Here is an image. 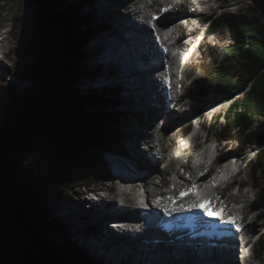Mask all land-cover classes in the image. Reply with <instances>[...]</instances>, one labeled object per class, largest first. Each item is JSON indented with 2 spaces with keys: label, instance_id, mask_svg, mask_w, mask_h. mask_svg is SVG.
Listing matches in <instances>:
<instances>
[{
  "label": "trees",
  "instance_id": "trees-1",
  "mask_svg": "<svg viewBox=\"0 0 264 264\" xmlns=\"http://www.w3.org/2000/svg\"><path fill=\"white\" fill-rule=\"evenodd\" d=\"M39 1L41 64L33 71L25 65L28 52L23 51L15 70L34 82L22 93H30L34 109L26 106L21 112L7 106L0 121V264H117L92 261L71 237L69 223L53 208L56 196H61L68 206H75L73 216L86 220V208L74 199V188L108 180L111 171L100 151H124L127 126L123 114L114 111L116 99L74 93L73 84L82 73L78 57L89 13L81 15L69 7L59 10L53 1ZM257 6L260 17L239 8L222 11L209 21L210 33L218 23L226 25L228 50L219 62L205 48L210 63L204 62L205 76L190 90L197 106L225 94L226 110L216 114L207 129L218 142H231L228 148L233 154L262 146L252 164L255 182V175L264 172V0ZM21 16L15 27L19 38L27 24ZM258 184V205L263 207L264 185ZM85 232L102 236L93 228ZM116 245V261L131 264L120 250L122 245Z\"/></svg>",
  "mask_w": 264,
  "mask_h": 264
},
{
  "label": "rangeland",
  "instance_id": "rangeland-1",
  "mask_svg": "<svg viewBox=\"0 0 264 264\" xmlns=\"http://www.w3.org/2000/svg\"><path fill=\"white\" fill-rule=\"evenodd\" d=\"M232 1L233 0H217V1L215 0V2L213 3H216V2H217L216 4H218V2L222 3L219 7V9L220 8L222 9L221 11L233 10L234 6H237L238 9L240 8L246 13H254L258 17H260L259 7L257 6L258 4L257 2L249 3V2L239 0L237 3H231ZM26 2H28V0ZM183 3L186 5H190L189 0H184ZM198 3L199 2H197V4ZM250 4L255 6L253 10L250 9L249 7ZM128 7L131 8V5H129ZM161 8L162 6L160 4L158 7H156L155 9L151 11L158 12L159 9ZM193 8L194 6L191 5L190 10L193 11ZM17 9H18L19 15H23V17L29 18L28 16L29 10L27 9V4L25 6V0H8L7 3L6 1L3 0L0 3V28L6 24V22L4 21L6 17H10L11 15H13L14 17L16 16ZM88 10L92 12L96 11L102 17L104 18L107 17L110 20V23L112 24L114 30H116V34H112L111 37L113 39H110V40H113V41L115 40L118 46L111 47L110 42L106 40L105 33H104V37L99 40L101 41L100 45L101 47H106L105 45L108 44L107 46L110 52H114V53L117 52V53H120V55H123L124 65L131 67L130 66L132 64L131 59H129V57H126L124 53L127 54V50H128L127 45L131 44L132 41L136 43L141 41L144 44V49L147 51V60H149L151 64L154 65L158 63L157 62L158 59H161V56L159 55V52H158L159 46H157L156 44L154 45L153 41L151 40L153 38L151 36L152 31L149 32L148 28L145 25H143L142 23H139V20H142L141 16H138L137 14H134L133 12L131 13L130 11L131 9H128L127 7L123 6V0H97L96 3H94L93 5H88ZM15 11L16 13H14ZM200 14H203V12L193 11L191 14H189L191 21L186 22L187 24L186 28L188 32H189V29L193 27V25L197 26L196 19L197 21H199V23H201L202 18H197L198 15ZM144 22L146 21L144 20ZM203 26L204 24L199 25V28L196 31L197 36H200L201 28ZM142 31L147 32L145 39L138 37L139 32H142ZM186 34L190 35L189 33H186ZM149 36H150V39H149ZM13 37L14 39L10 41V45L12 46L11 47L12 49L9 54H6L5 59H3L5 61L4 63L6 65V69L10 71H13L15 67V62L17 59L20 58V54H21L19 50L21 43H19L15 47V44L18 41L19 36L17 35V33H14ZM228 42H229V37L226 31V25L223 22H220L214 27L213 32L206 34V36L204 37L201 43L200 49L198 50L196 56L194 57L192 63L189 66L190 77L192 78L201 77L202 78L205 76L204 62L205 61L207 63L209 62V60L206 59L204 56V51H206L205 50L206 47H209L210 50H212L213 55L215 56L216 60L221 62L223 59V54L226 53L228 50L227 49ZM175 50H178V49H175ZM228 61L229 63H231L232 60L229 59ZM135 64H137V62H135ZM143 64L144 62H142V65ZM143 66H145V64ZM163 67L160 66V69H163ZM205 69H207L206 66H205ZM153 70H155V68ZM8 79H11V81H8ZM8 79L7 77H0V85L3 84V82H7V83L10 82L9 83L10 86H17L20 83V80L17 78L9 77ZM143 80H146L148 82V86L150 85L149 86L150 98L140 103L141 105H146L148 110L150 109V106L152 107L155 105L156 108L154 107L153 109L151 108V112L149 114H147L148 112L144 110H139L135 114L134 119H130V121L127 123V126L129 127L127 128V133L129 135V138L126 141L127 148L124 150L125 156L118 155L119 157H113L112 159L114 161H118L119 166L123 165L122 163H125V162L128 163V165H130V167H132L133 170L134 168L138 167V164L140 167L142 165L140 162H142L143 164H146L149 166V171L151 172L150 174L155 173L158 175L159 165H160L161 160L154 163L153 157L150 153L151 151L150 144L153 145V141L156 140V138L154 137H159V136L162 137L164 146L169 149L171 147V143H173V145L176 146L177 141H175L173 138H176L178 133H181L189 126H192L193 123L195 124L194 125L195 128H198L197 124L198 122H200V123H203V127L205 128V130H201L200 132V137L203 138L204 136H206V130L209 125V121L210 120L213 121L214 116L217 113L225 111L227 107V103L222 102L224 101V97H225V94H222V96H218L216 98V99H219L218 100L220 101L219 104L215 102L216 100H212L208 103H204V104L197 106L196 103L192 99V93L190 89L187 90V93L185 94V96H181L178 98L174 97L175 99H173V101H170L169 103L168 101L165 100V94L161 92L160 90L161 86L159 82H157V80L156 81L153 79L148 80L146 78H144ZM129 81L130 82L127 84V86H129V90L136 89L137 87L136 82H134V80L132 81V79L131 80L129 79ZM137 83H139L140 85L139 80H137ZM107 88L108 87L100 88L102 89L100 91H104ZM17 92L21 94V96H24L22 95V93L24 92H19V91ZM2 95H0V97ZM127 96L130 98L132 97V95L131 96L129 95L128 91H127ZM7 103L8 102H5L3 99L0 101V121L5 116V112H6L5 110H6V107L8 106ZM33 104H35V102L33 100V97L29 93L28 95L24 97H17L14 103L11 104V106L14 107L15 109H19L21 112H24L26 110L24 109L26 106H29V108L34 109ZM128 104L130 105L129 102H126V105L123 108L124 111L127 110ZM154 111L156 112L158 111L159 115L154 117V115L152 114ZM189 118H193L192 119L193 121L191 123H186V124L184 123L183 125L182 122H184L185 120ZM181 124L183 126L178 127V125H181ZM36 126L38 127V129H40L38 123L36 124ZM253 127H254V124L251 125V128ZM38 132L41 134L40 130H38ZM209 136L211 138V142H212L211 144L216 145L215 136L212 135V133L210 132H209ZM194 143H195L194 148L190 147L189 152H192L194 154V157L196 158L199 155H203L204 151L202 149L203 147H202V144H200V142L195 141ZM230 144L231 142H228L227 145L225 143H220L217 147L218 151L223 150L224 153L230 151V149L228 148ZM249 147L244 148L243 152H246V150ZM208 153L212 155V153L209 150H208ZM213 153L215 152L213 151ZM111 154L112 153L107 154V157L110 158ZM231 154L232 153L229 152V155ZM255 155L252 156L253 161L251 162V167H250V163H248V166H246L243 169L244 172L242 171L237 177L238 181L239 180L245 181V183L248 185L250 189L249 192L244 191L242 195H246L248 197V199L251 201L250 202L251 206H249V208H245L242 206L243 209L247 211L248 210L250 211L251 209L250 207L254 209L251 211L249 218L246 220V223L247 221L248 222L250 221V218L256 219V215H258V213H261L262 215L261 216L262 218L259 219L256 224H253L248 227V231H250L252 228L259 231L264 227V209H256L254 206V203L252 202V200H254V196L257 195V193H259L258 189L256 187L253 188V185H252L254 183L252 179V175H253L252 164L255 161L254 159ZM118 158L120 160H118ZM183 160H184V163L188 162L187 158H183ZM198 163L199 162H197L196 164ZM189 164L194 167L196 166L195 163L189 162ZM239 165H241V162L239 163ZM141 171L142 170L137 172L139 176L149 175L148 171H144V172H141ZM261 173L262 172L257 173L255 175V178L258 179V182H262L264 185V179L260 180ZM167 177H168V173L163 171L162 178L165 179ZM159 179L160 178H156L150 181V187L152 190H155L154 183H159ZM112 181H115V178L112 179L111 181L103 182L102 184H95L92 187L81 186V187L74 188L75 190L74 199L86 208V212H87L85 214L86 220L84 221H80L75 216H73V211L75 209V206L73 205L68 206L69 203L67 202V200L65 198H62L61 196L60 197L56 196L55 205H54L53 210L55 213L63 217V220L67 223V225L69 223V227L71 228V231H72V232L70 231L71 237L74 238L75 240H78L80 244L84 246L88 254L94 259V261L99 260L100 262L106 261V262H116L117 264H122L121 261H119L118 259L116 261L115 259L117 256V251H119L118 246L117 245L114 246L115 242H118L119 244L122 245L120 250L122 251V248L124 249V251H122L124 256H127V257L130 256L131 258L138 257L136 256V253L134 251L136 242H138L136 239L137 235L130 237L129 233L125 234L123 231H121L117 227V224L121 221V219L125 217L124 220H127L133 214L131 215H129L130 213L125 214L123 212L124 210H122V208H120V206L117 203L96 204V203H92L90 200L96 196L93 190L100 188V187H104V185L111 186L112 184H114L115 188L119 192L122 186H120L119 183H114ZM167 183H168V180L163 181L159 185L160 187H158V190H162L163 186L166 185ZM114 193L117 195V192L115 189H114ZM118 196L119 195H117V198ZM153 200H154V197L150 196V201L153 202ZM135 201L138 202L137 200ZM135 201H131L128 204H134ZM250 203H248L247 205H249ZM135 212H134L135 215H138L140 213V212H137V213ZM135 215H134V218L136 217ZM135 220H137V218H135ZM88 228L99 230L102 236L97 238V237L87 234L85 230ZM167 235H168V232H166L162 227H159L157 229L155 228L148 229L140 235V239H142L144 242V244L143 243L141 244L144 247L147 246L146 250L148 249L147 251L148 253L146 254V252L145 253L142 252L141 254L142 257H139V259L137 260V261H140L139 264H188L186 262V258L184 259L185 262L184 261L181 262L182 260L179 261L177 256H175V252L172 251V249H169L167 246H164L165 243H163L162 240H164ZM263 239L264 237H262V240ZM262 243L259 246L261 248L260 250L261 258L264 257V242ZM257 247H258V244H257ZM130 251L132 253H129ZM141 258H146V261L141 262Z\"/></svg>",
  "mask_w": 264,
  "mask_h": 264
},
{
  "label": "water",
  "instance_id": "water-1",
  "mask_svg": "<svg viewBox=\"0 0 264 264\" xmlns=\"http://www.w3.org/2000/svg\"><path fill=\"white\" fill-rule=\"evenodd\" d=\"M48 1H53L59 10L69 7V9L79 10L81 15L89 13V16L91 17L87 21L86 26L82 28L84 31V42L81 47V53L78 57V65L80 66L82 73L78 75L76 82L73 84L75 95L98 94L102 97L109 96L110 98L116 99L118 101V105L115 107L114 111L123 114L126 126L130 119H134L135 114L139 110H144L148 112L147 114H149L151 112V108H156L154 105L152 107L150 106V109L148 110L146 105H141L140 103L150 98L148 82L139 77L131 78L137 76V73L133 71V68H138L139 63H141L137 62V64H135L133 59L137 60L144 56L147 61V51L144 49V44L141 41L138 43L134 41H132L131 44L128 43L127 54L124 53V55L129 57L132 62L130 65L131 67H128L123 64V55H120V53L117 52H110L107 43V45H105L106 47H101L100 45L101 41L99 40L104 37L105 33L106 40L110 42V46H118L115 40V42L110 40L113 39L111 35L116 34V30H114L110 20L107 17H102L96 11L92 12L88 10V5H93L97 0ZM26 4L27 9L29 10V18L25 17L27 24L25 26V32L19 40L21 43L19 50L20 52H28L25 65L30 66L33 71H35L41 64L43 45L42 39L37 36L41 2L39 0H28ZM107 24L109 26L108 28L106 27ZM27 79L32 87L34 85L33 80L29 78ZM129 79L136 82V89L129 90V86H127L130 82ZM137 80H139L140 85L137 83ZM103 87L108 88L104 91H100L102 90L100 88ZM127 91L130 96L132 95L131 98L127 96ZM126 102H129L130 105L128 104L127 110L124 111L123 108L125 107ZM152 114L154 117L159 115L158 111H154ZM127 128L129 127L127 126ZM100 153L107 161V154L112 153L116 156L121 154L120 150L116 149L107 150L105 152L101 150ZM91 260L94 261L92 257Z\"/></svg>",
  "mask_w": 264,
  "mask_h": 264
},
{
  "label": "bare ground",
  "instance_id": "bare-ground-1",
  "mask_svg": "<svg viewBox=\"0 0 264 264\" xmlns=\"http://www.w3.org/2000/svg\"><path fill=\"white\" fill-rule=\"evenodd\" d=\"M163 1L164 0H123V6L124 7L131 9L130 10L131 13L133 12L134 14H137L138 16L142 17V20H139V23H142L143 25H145L148 28L149 32L152 31L151 36L153 38L151 40L153 41V44L154 45L156 44L157 46H160L161 42L155 37L154 34H159V32L158 31L155 32V30H152L151 27L149 26L148 22H152L154 15L161 13L162 9H164L166 7V5L162 6V8L159 9V12L154 13V15L150 13L151 10L158 7ZM210 1L215 2V0H210ZM238 1L239 0H233L231 3H237ZM189 3H190V1H189ZM191 3H192V1H191ZM191 3H190V5H191ZM129 5H131V8L128 7ZM188 6L189 5L184 4L180 10L170 11L169 13L162 15L161 19L158 22L155 21L156 26L159 29H161V27H159L160 24L170 25L174 28H179L183 35H187L186 33H189V34L192 33L196 29V27L193 24H192L193 27L189 29V32L187 31V28H186V26H187L186 22H188V21L190 22V15L189 14H191L193 12L190 10V8ZM144 20L146 22H144ZM148 30H147V32H148ZM147 32L146 31L145 32L144 31L139 32L138 37L145 39ZM149 39H150V36H149ZM188 41L192 42V40H188ZM188 41L185 40V37H179V39L172 41L171 44H172L173 50L175 51V49L181 48L182 46L186 45ZM158 52H159V55L161 56V59H163L164 57L165 58H172V62L173 63L175 62V55L173 53L169 54L167 56H163L159 49H158ZM6 53H7L6 48H4L3 46L0 45V55H5ZM145 59H146V57L142 56L139 60H134V63L135 62H141V63H139L138 68H136V67L133 68V71L135 73H137V76L132 77V78H136V77L138 78L139 77L142 80L144 78H146L148 80H152V79L155 81L157 80V82H159V84L161 86L160 87L161 92L164 93V91H166V89H167L166 84H165L166 83V77H168L169 75H172V72H170L168 68H166V67L164 68L163 66H162L163 69H160L159 64L156 62H154V63H156L154 65L150 64L149 60H147L145 62ZM142 62H144L145 66H143L144 64L142 65ZM154 68H155V70H153ZM170 91H171L172 95H173V93L176 92L173 87L170 88ZM165 100L168 101L166 98V95H165ZM197 138H201L200 135H197ZM159 144L160 143H159L158 138H156V140L153 141V145L150 144V150L153 151V158L155 159V160L153 159L154 163L158 162V158L156 155H158L160 153L159 152ZM120 152H121V154H120L121 156H125L124 155L125 151H120ZM122 164L123 165H120V166H123V168L117 167V172L119 173L121 171V173L124 176L121 177L120 179L124 180V183L129 186V184H131V182H132V178H138L137 177L138 174L136 171L133 170L132 167H130V165H128V163L125 162ZM195 167H197V165ZM195 167L191 166L190 164L188 165V168L193 172L195 171ZM134 169L139 170L141 168H139V164H138V168H134ZM162 175H163L162 172H160L159 176H162ZM159 176H158V178H159ZM141 177L146 181V184H149L153 178L152 175H143ZM260 177H262V176H260ZM154 184H155L154 189H158V187H160L158 183H154ZM128 186L126 187V189H124V187H123V190H120L118 192L117 189L115 188L114 184H112L111 186L104 185V187H103L104 189H102V187H100V188L93 190L95 192L94 194L96 196L90 200L92 203H96V204L117 203L120 206V208H122V210H124L123 212L125 214H128L131 211H128L127 209L125 210L124 207L125 208L132 207L136 211L135 213L143 212L145 210H152V209H157L159 212L164 210V207H162V208L159 207V209H158L154 205V203H152L149 199H147V201H148L147 205L148 206L145 207L144 203L140 199L138 200L137 196L135 194L132 193V194L127 195L128 191H129ZM114 189L116 190L117 195H119L118 198H117V195L114 193ZM101 190H103V191H101ZM152 191H154V190H152L150 188V193ZM244 198L246 199L247 197L245 196ZM135 200H137L138 202H136ZM131 201H135L134 204H128ZM244 201H246V200H244ZM166 205L168 206V204H166ZM246 208H249V206L247 205ZM163 212H165V211H163ZM131 214H133V215H131ZM129 215H131V216L127 220H121L117 224V227H118V229L123 231L125 234L129 233L130 237L137 235L136 239L138 242H136L134 251L136 253V256H137V252L139 253V256L134 258V260H135L134 264H139L140 261H137V260L139 259V257H142L141 252L145 253V250L141 244V241H139L140 234H142L143 232H145L148 229L159 228V225H161L162 221H166L167 219L163 216L162 212L160 214L159 213H152L148 218L147 217L141 218V217H139L140 214L135 215L134 212L130 213ZM134 215L140 219L138 222H136V224L134 223V220H135ZM129 221H131V222H129ZM255 223L256 222L250 221L247 224V226H251ZM140 228H142L141 233L138 232V229H140ZM165 231L168 232V235H167L168 239L163 240V243H165L164 246H167L169 249H172V251L175 252V256H177L179 261L182 260L181 262H183V261L185 262L184 259L186 258L187 254L188 255L191 254L190 260H187V258H186V262L188 264H198V262H196L197 261L196 255L192 254V252L190 251V248L188 246V242H189L188 237L186 235H182L184 233L183 229L178 228L177 226L176 227L174 226V228L166 229ZM130 237H129V239H130ZM129 253H132V252L130 251ZM225 255L227 256V255H232V254L231 253H221L220 258L223 260V262H220V264H226L227 259H226ZM142 261H146V258H141V262ZM212 262H213V264H216V262L214 263V260ZM207 264H208V262H207ZM210 264H211V262H210ZM231 264H238V262L236 261L234 256H233V259L231 260Z\"/></svg>",
  "mask_w": 264,
  "mask_h": 264
},
{
  "label": "snow or ice",
  "instance_id": "snow-or-ice-1",
  "mask_svg": "<svg viewBox=\"0 0 264 264\" xmlns=\"http://www.w3.org/2000/svg\"><path fill=\"white\" fill-rule=\"evenodd\" d=\"M182 195H183V193H182ZM193 207H200L205 211L206 214L208 213V208L205 207L204 205H193ZM164 211L167 212L169 210L167 208H165Z\"/></svg>",
  "mask_w": 264,
  "mask_h": 264
},
{
  "label": "clouds",
  "instance_id": "clouds-1",
  "mask_svg": "<svg viewBox=\"0 0 264 264\" xmlns=\"http://www.w3.org/2000/svg\"><path fill=\"white\" fill-rule=\"evenodd\" d=\"M260 3V2H259ZM238 9V8H237ZM233 10H236V9H233Z\"/></svg>",
  "mask_w": 264,
  "mask_h": 264
}]
</instances>
